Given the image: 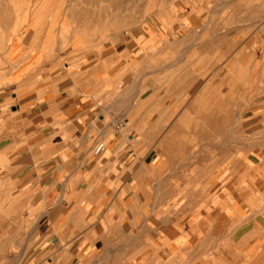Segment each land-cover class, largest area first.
<instances>
[{
	"label": "crops",
	"instance_id": "crops-1",
	"mask_svg": "<svg viewBox=\"0 0 264 264\" xmlns=\"http://www.w3.org/2000/svg\"><path fill=\"white\" fill-rule=\"evenodd\" d=\"M200 8L99 49L8 35L0 264H264V29Z\"/></svg>",
	"mask_w": 264,
	"mask_h": 264
},
{
	"label": "rangeland",
	"instance_id": "rangeland-1",
	"mask_svg": "<svg viewBox=\"0 0 264 264\" xmlns=\"http://www.w3.org/2000/svg\"><path fill=\"white\" fill-rule=\"evenodd\" d=\"M197 6L222 39L239 36L247 26L264 29V0H0V52L8 35L22 30L39 31L52 49L56 42L99 49L150 28H170Z\"/></svg>",
	"mask_w": 264,
	"mask_h": 264
},
{
	"label": "built area",
	"instance_id": "built-area-1",
	"mask_svg": "<svg viewBox=\"0 0 264 264\" xmlns=\"http://www.w3.org/2000/svg\"><path fill=\"white\" fill-rule=\"evenodd\" d=\"M104 148H105V145H104V144H100V145L98 146V148H97V152L99 153V152L103 151Z\"/></svg>",
	"mask_w": 264,
	"mask_h": 264
}]
</instances>
